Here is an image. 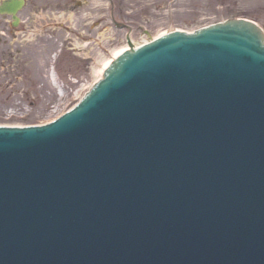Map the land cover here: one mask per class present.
<instances>
[{"label": "water", "instance_id": "water-1", "mask_svg": "<svg viewBox=\"0 0 264 264\" xmlns=\"http://www.w3.org/2000/svg\"><path fill=\"white\" fill-rule=\"evenodd\" d=\"M130 45L59 120L0 127V264H264L262 28Z\"/></svg>", "mask_w": 264, "mask_h": 264}, {"label": "rangeland", "instance_id": "rangeland-1", "mask_svg": "<svg viewBox=\"0 0 264 264\" xmlns=\"http://www.w3.org/2000/svg\"><path fill=\"white\" fill-rule=\"evenodd\" d=\"M21 15L0 47V123H40L72 107L128 37L139 44L240 16L264 28V0H28ZM9 108L30 115L12 119Z\"/></svg>", "mask_w": 264, "mask_h": 264}, {"label": "flooded vegetation", "instance_id": "flooded-vegetation-1", "mask_svg": "<svg viewBox=\"0 0 264 264\" xmlns=\"http://www.w3.org/2000/svg\"><path fill=\"white\" fill-rule=\"evenodd\" d=\"M21 22L22 19L20 18L18 26H14L11 16L0 13V34L2 35L3 39L5 38L4 35H6L7 31L12 33L13 30L16 31L18 28H20Z\"/></svg>", "mask_w": 264, "mask_h": 264}, {"label": "bare ground", "instance_id": "bare-ground-1", "mask_svg": "<svg viewBox=\"0 0 264 264\" xmlns=\"http://www.w3.org/2000/svg\"><path fill=\"white\" fill-rule=\"evenodd\" d=\"M130 46H131V45H130V43L128 42L126 45H124V46L120 47L119 49H117V50L115 51L114 55H113L110 59L107 60V62L105 63L104 67L102 68V70H101L99 76H102L104 70L108 67V65H109V64H110V63H111V62H112L117 56H119L122 52H124V51H126L127 49H129Z\"/></svg>", "mask_w": 264, "mask_h": 264}]
</instances>
